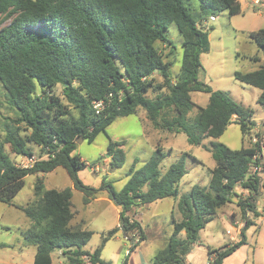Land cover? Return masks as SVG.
<instances>
[{"label":"trees","instance_id":"16d2710c","mask_svg":"<svg viewBox=\"0 0 264 264\" xmlns=\"http://www.w3.org/2000/svg\"><path fill=\"white\" fill-rule=\"evenodd\" d=\"M187 0H0V85L9 106L17 113V122L30 133L20 137L7 131L4 143L17 156L31 158L27 144L38 147L45 156L31 166L13 164L0 144V202L12 201L24 185V178L36 174L33 196L36 200L21 207L31 221L21 233L25 243L35 248L32 264H52L51 253L59 250L66 264H82L87 257L91 264H109L100 259L107 241L118 232L128 239L137 233L143 240L139 223L128 213L139 206L165 198L177 201L180 220L172 222L167 246L152 258V264H184V257L196 243L199 231L214 220L216 211L230 202L239 186L247 196L238 202L246 220L240 240L232 246L208 250L212 264H222L236 249L245 244L244 232L251 225L247 213L257 217L255 201L260 179L249 175V166H260L259 144L231 150L211 141L204 149L214 161L205 188L193 186L179 195V182L186 173L185 154L162 168L166 157L157 146L138 170L129 169L120 191L107 187L108 198L119 209V226L108 231L100 245L87 252L83 247L92 233L82 224L71 226L72 189H44L38 174L64 168L72 188L85 196L84 204L96 190L84 186L77 173L87 164L76 153L80 140L91 143L117 118L135 114L141 108L156 130L182 133L189 145L201 146L204 139H217L230 124L239 126L247 135L254 125L253 112L245 109L222 91H212L198 81L200 55L209 50L208 34L197 28V18L241 11L237 0H197L198 17L188 12ZM7 22L5 25L4 23ZM174 24L181 37L180 71L172 80L169 62H164L155 43L171 44L166 37ZM257 50L264 54V28L248 33ZM252 59L256 60V57ZM161 78L158 83L154 77ZM239 83L260 90L257 103L264 107V63L255 71L234 73ZM61 86L63 104L53 90ZM39 87L40 92L36 93ZM165 91V92H164ZM209 95L205 107L195 105L190 93ZM152 93V97L148 94ZM96 103H101L97 110ZM68 107L77 113L69 117ZM197 109L193 123L187 114ZM109 171L120 169L125 160L122 141L108 139ZM261 157V156H260ZM103 183V187L106 188ZM146 187L145 190L143 188ZM184 232L185 236L180 237ZM1 247V246H0ZM129 252L122 264H127ZM222 249V250H221Z\"/></svg>","mask_w":264,"mask_h":264},{"label":"rangeland","instance_id":"374dc122","mask_svg":"<svg viewBox=\"0 0 264 264\" xmlns=\"http://www.w3.org/2000/svg\"><path fill=\"white\" fill-rule=\"evenodd\" d=\"M237 1L241 6V11L237 15L229 16L227 12H220L213 15L215 16L213 22L209 21L210 16H205L203 19L197 18V28L208 34L209 41L208 52L200 55L201 68L197 79L212 91L225 92L234 102L251 110L255 129L251 127L252 131L243 135L238 125L230 124L219 138L204 139L203 145L194 146L186 142V137L182 133L176 134L154 129L146 119L143 109L139 108L135 114L115 119L91 143L86 140L78 141L76 153L87 166L77 173V177L84 186L96 190L93 194L94 198H90L86 204L83 202L84 194L78 190H72L71 204L75 217L71 221V226L76 227L82 224L83 229L92 233L90 240L83 247L85 251L93 252L100 245L106 233L117 226V207L107 199V187L111 185L115 191H120L127 180V171L141 168L157 146L162 147L167 153L162 162L163 169L185 154L186 173L179 182V195L189 192L193 186L202 188L208 186L214 161L204 148L211 141L224 144L231 150H238L242 147L253 146L251 140L254 137L261 147L264 146V107L257 103L260 90L243 85L234 79L235 72H252L264 63V54L259 52L248 38V33L264 28V0H260L258 4H253L251 0ZM186 7L190 14L198 17L197 0H187ZM166 37L171 41L170 45L156 42L154 46L163 61L172 64L170 74L174 80L181 66L182 39L174 24L168 27ZM253 57L257 59L254 60ZM154 77L156 82L161 81L157 73ZM39 92L40 89L37 87L36 93ZM53 92L59 96L63 104H66L62 97L61 86H56ZM152 96V93L148 94V97ZM190 98L195 105L205 107L209 95L202 91H195L190 93ZM68 108V116L76 118V111L71 107ZM196 112L197 109L194 108L187 114L186 119L189 123H193ZM7 131H15L20 137L30 133L24 124L17 122V113L8 105L5 92L0 85V144L3 145L4 153L13 164L19 167L30 166L34 161L45 158L40 149L31 144H27L28 148L33 151L31 159L15 155L10 146L4 143ZM108 139L123 142L125 160L120 169L109 171L111 159L106 156ZM260 161L264 165V156ZM261 177L264 180V173H261ZM36 178V174L24 178V185L14 197L12 205L0 202V245H3L0 247V264H32L35 248L27 245L21 235L30 228L31 221L25 216L21 207L29 206L36 200L33 196ZM38 178H42L46 190L72 188V181L67 171L61 167L50 173L42 174ZM103 183L107 185L106 188L103 187ZM145 189L146 187L143 188ZM240 190L241 188L237 186L234 192L237 194ZM238 194H240L239 197L232 195L230 202L216 211L214 220L198 232L196 244L185 255L184 264H205L212 260V256H208L207 251L220 249L227 240L224 230L228 225L230 214L235 218L233 221L241 220L243 226L245 225L246 220L239 217L241 211L238 202H241L247 195ZM177 200L165 198L150 205L132 209L128 214L139 223L144 239H138L135 232L130 233L128 239L123 236L122 232H118L105 243L101 251V259L109 264H122L129 248L136 244L134 250L139 248L137 260H141V257L143 260L140 264H152L154 255L167 246L172 232V222L179 221L181 218ZM255 209L257 214L264 211V188L262 196L256 198ZM137 214L139 215L136 218ZM247 215L251 218L247 219L249 222L252 218L257 221L259 217V214L254 217L249 212ZM248 230L250 234L253 229L249 227ZM226 233L229 234V232ZM184 236L182 232L180 237ZM260 257L264 260V253ZM51 260L52 264H66L59 250L51 253Z\"/></svg>","mask_w":264,"mask_h":264},{"label":"crops","instance_id":"0c3cea01","mask_svg":"<svg viewBox=\"0 0 264 264\" xmlns=\"http://www.w3.org/2000/svg\"><path fill=\"white\" fill-rule=\"evenodd\" d=\"M261 1H263V0H261ZM255 127H256V125L252 126L253 129H255ZM81 160H83V159L81 158ZM260 164L262 165V168H260L258 170L257 175L260 179L261 186L259 188V192L257 194L258 195L257 197L262 196V189L264 188L263 187L264 186V180L261 177V173H264V165L262 162H260ZM38 176L41 177L42 174H38ZM71 189L74 190L73 188H71ZM237 193H242V195H244V196L247 195V193L245 191H242V190L237 191ZM91 198L93 199L94 196ZM107 199L109 201H111L108 198V195H107ZM117 211L119 214L118 208H117ZM139 214L136 215V218L138 217ZM250 214H252V213H250ZM258 214H259V217H257V221L254 218H252V220H251V225L249 227L253 229L252 232H250V234H248V232H249L248 228L249 227L244 232L245 244L242 245L241 247H239L238 249H236L230 256L226 257L223 260L222 264H264V260H262V258L260 257L264 253V216L260 215V212ZM239 217L241 218L242 215H240ZM233 219L235 220V218H233L232 214H230L229 219H228V225H227L226 229L224 230V233L227 236V240L223 243V246L220 248H223L225 246H227V247L232 246L235 243L239 242V240H240V237H238V234H240V232L244 226H243V223L241 222V220L233 221ZM246 219H251V218H249V216L246 215ZM117 226H119L118 220H117ZM231 231H232V233H231ZM226 232H229V234H227ZM0 246H3V245H0ZM137 250H139V248L134 250L132 253H130V255L128 257L127 264L143 263L141 256H140L141 260L140 259L137 260V257H136L137 256ZM211 256L213 258V255H211ZM33 258H34V255H33ZM100 259H101V257H100ZM32 262H33V259H32ZM103 262H105V261H103Z\"/></svg>","mask_w":264,"mask_h":264},{"label":"built area","instance_id":"2783aa9c","mask_svg":"<svg viewBox=\"0 0 264 264\" xmlns=\"http://www.w3.org/2000/svg\"><path fill=\"white\" fill-rule=\"evenodd\" d=\"M251 1H252L253 4H258V3L260 2V0H251ZM209 21H210V22L215 21V16H210V17H209ZM100 107H101V103H96V104L94 105V108L97 109V110H98ZM251 141H252V143H253V146H255L256 144H260V143L258 142V140H257L256 138H254V137L252 138ZM259 147L261 148V152L253 157V161L256 160L257 158H260V159H261L262 156H264V146L261 147V146L259 145ZM260 156H261V157H260ZM28 158H29V157H28ZM30 159H31V158H30ZM34 162H35V161H34ZM34 162H33V163H34ZM33 163H32V164H33ZM32 164H31V165H32ZM31 165H30V166H31ZM18 167H19V166H18ZM20 167H21V166H20ZM26 167H29V166H23L22 168H26ZM260 168H261L260 166L254 165V164L252 163V164L249 166L248 174H249V175L256 174ZM96 169H97V168H96ZM260 215L264 216V211H261V212H260ZM83 261H85V263H82V264H91L87 257H83ZM205 264H212V260H211V261L209 260V262H207V263H205Z\"/></svg>","mask_w":264,"mask_h":264},{"label":"water","instance_id":"95a60500","mask_svg":"<svg viewBox=\"0 0 264 264\" xmlns=\"http://www.w3.org/2000/svg\"><path fill=\"white\" fill-rule=\"evenodd\" d=\"M106 156H108V154Z\"/></svg>","mask_w":264,"mask_h":264}]
</instances>
